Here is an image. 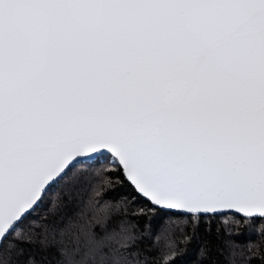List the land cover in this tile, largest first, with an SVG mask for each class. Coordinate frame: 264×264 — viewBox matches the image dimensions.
Returning a JSON list of instances; mask_svg holds the SVG:
<instances>
[{
	"label": "water",
	"instance_id": "1",
	"mask_svg": "<svg viewBox=\"0 0 264 264\" xmlns=\"http://www.w3.org/2000/svg\"><path fill=\"white\" fill-rule=\"evenodd\" d=\"M102 155L159 209L264 218V0H0V246Z\"/></svg>",
	"mask_w": 264,
	"mask_h": 264
},
{
	"label": "trees",
	"instance_id": "2",
	"mask_svg": "<svg viewBox=\"0 0 264 264\" xmlns=\"http://www.w3.org/2000/svg\"><path fill=\"white\" fill-rule=\"evenodd\" d=\"M0 264H264V218L159 209L102 155L47 190L1 244Z\"/></svg>",
	"mask_w": 264,
	"mask_h": 264
}]
</instances>
